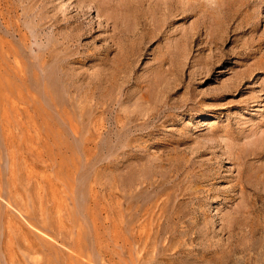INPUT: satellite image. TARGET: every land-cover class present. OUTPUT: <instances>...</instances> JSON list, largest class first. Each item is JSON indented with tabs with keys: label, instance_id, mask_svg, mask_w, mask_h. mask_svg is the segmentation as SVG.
I'll use <instances>...</instances> for the list:
<instances>
[{
	"label": "rangeland",
	"instance_id": "obj_1",
	"mask_svg": "<svg viewBox=\"0 0 264 264\" xmlns=\"http://www.w3.org/2000/svg\"><path fill=\"white\" fill-rule=\"evenodd\" d=\"M0 264H264V0H0Z\"/></svg>",
	"mask_w": 264,
	"mask_h": 264
}]
</instances>
